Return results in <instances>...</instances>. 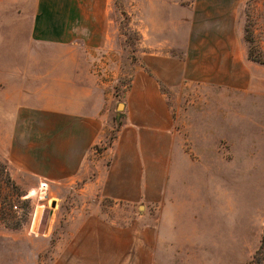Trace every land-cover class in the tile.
Masks as SVG:
<instances>
[{"label": "rangeland", "instance_id": "obj_1", "mask_svg": "<svg viewBox=\"0 0 264 264\" xmlns=\"http://www.w3.org/2000/svg\"><path fill=\"white\" fill-rule=\"evenodd\" d=\"M138 73L174 119L157 264H264V0H0V264H36L34 239L79 203V184L49 186L29 166L61 121L52 109L103 128L98 154Z\"/></svg>", "mask_w": 264, "mask_h": 264}, {"label": "crops", "instance_id": "obj_2", "mask_svg": "<svg viewBox=\"0 0 264 264\" xmlns=\"http://www.w3.org/2000/svg\"><path fill=\"white\" fill-rule=\"evenodd\" d=\"M68 97L65 93L64 99ZM64 105L52 109L61 121L51 135L38 140L29 166L49 186L79 184V203L51 218L46 231L34 239L36 264L42 253L44 264H157L159 247L168 239L167 225L157 218L174 151V119L166 92L152 76L138 73L124 99V116L115 137L98 154L91 148L104 141L105 130L91 134L84 120H69L73 111ZM103 200L111 202L107 214H102ZM140 205L143 209L133 216L132 207ZM116 206L129 211L122 222L109 213L116 212ZM52 213L56 217L57 211Z\"/></svg>", "mask_w": 264, "mask_h": 264}, {"label": "bare ground", "instance_id": "obj_3", "mask_svg": "<svg viewBox=\"0 0 264 264\" xmlns=\"http://www.w3.org/2000/svg\"><path fill=\"white\" fill-rule=\"evenodd\" d=\"M44 184V186L43 187H41L42 185ZM41 188H36V189H31V190H29L28 191V196H34V195H39V196H43V191H41V190H43V189H45V186H46V184L45 183H41ZM55 205V204H54ZM40 207H41V205H40ZM39 208V207H38ZM35 210V209H34ZM39 209H37V211H38ZM36 218V217H35Z\"/></svg>", "mask_w": 264, "mask_h": 264}, {"label": "water", "instance_id": "obj_4", "mask_svg": "<svg viewBox=\"0 0 264 264\" xmlns=\"http://www.w3.org/2000/svg\"><path fill=\"white\" fill-rule=\"evenodd\" d=\"M120 106H122V104H121V103L118 105V107H120Z\"/></svg>", "mask_w": 264, "mask_h": 264}]
</instances>
